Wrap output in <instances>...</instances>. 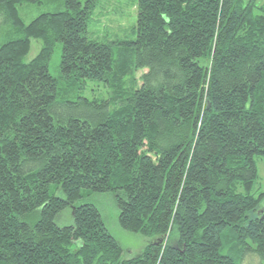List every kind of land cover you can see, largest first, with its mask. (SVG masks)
<instances>
[{
    "label": "trees",
    "instance_id": "obj_1",
    "mask_svg": "<svg viewBox=\"0 0 264 264\" xmlns=\"http://www.w3.org/2000/svg\"><path fill=\"white\" fill-rule=\"evenodd\" d=\"M47 1L0 0L18 34L0 46V264L264 258V2L138 0L135 39L102 42L88 36L99 0L23 22L20 5ZM60 81L108 96L58 101ZM84 190L114 196L121 227L149 239L139 254L123 258L100 209L77 205Z\"/></svg>",
    "mask_w": 264,
    "mask_h": 264
},
{
    "label": "rangeland",
    "instance_id": "obj_2",
    "mask_svg": "<svg viewBox=\"0 0 264 264\" xmlns=\"http://www.w3.org/2000/svg\"><path fill=\"white\" fill-rule=\"evenodd\" d=\"M260 2H264V0H260ZM137 3L138 0H99V8L88 28V36L102 42L135 39L132 29L137 22ZM62 7L63 0H49L43 4L23 3L18 7V10L23 22L28 24L40 14L56 12ZM5 21L4 16L0 14V46L8 39L18 37L13 27ZM59 47L60 44L57 45L49 62L50 73L55 77H59L60 73L61 50ZM41 48L42 40L32 39L31 51L26 57V61L29 62L35 58ZM140 75L138 73L137 76ZM59 91L58 101L73 100L77 96H84L89 99H102L108 96L107 86L98 81H88L84 90L78 88L70 92L66 91V82L60 81ZM256 165L259 174L256 188L264 191V159L262 157L256 158ZM83 196L84 198L77 205L92 203L100 209L106 226L123 248V258L134 257L145 248L149 242L148 238L121 227L119 223L120 211L112 194H99L93 193L91 190H84ZM72 220L71 211L67 210L57 220V223L60 226H65L70 225ZM250 246L255 248L251 243ZM225 247L224 253H228L229 248L228 246ZM236 257L243 264H264V258H261L255 251L249 250L248 247L240 250Z\"/></svg>",
    "mask_w": 264,
    "mask_h": 264
}]
</instances>
